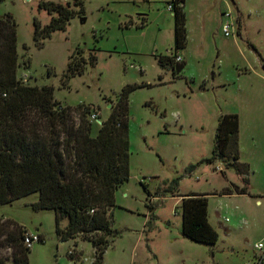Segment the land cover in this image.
Masks as SVG:
<instances>
[{"label": "rangeland", "instance_id": "1", "mask_svg": "<svg viewBox=\"0 0 264 264\" xmlns=\"http://www.w3.org/2000/svg\"><path fill=\"white\" fill-rule=\"evenodd\" d=\"M42 1L79 8L75 0H0V15L11 13L17 23L23 83L52 85L64 106H89L101 122L125 86H138L128 103L131 177L116 192L104 264L251 263L264 239V0H186L185 67L176 75L171 63L159 62L176 48L171 0H82L85 14L39 46L34 19L44 26L57 15L40 9ZM226 12L236 36L223 33ZM92 54L97 63L83 74L68 71L73 58ZM227 114L238 117L239 143L209 163ZM191 192L209 194L216 244L182 234V195ZM37 200L32 194L0 206V220L43 236L30 264H93L92 242L83 235L63 241L55 212L33 209ZM0 255L10 257L11 249L0 247Z\"/></svg>", "mask_w": 264, "mask_h": 264}, {"label": "trees", "instance_id": "2", "mask_svg": "<svg viewBox=\"0 0 264 264\" xmlns=\"http://www.w3.org/2000/svg\"><path fill=\"white\" fill-rule=\"evenodd\" d=\"M170 3L177 52L184 49L187 40L185 0ZM75 4L78 9L53 1L39 4L40 9L57 15L44 26L34 19L37 45L41 46L42 40L55 31H65L76 15L85 14L82 0H75ZM138 26L144 27L145 23ZM18 59L16 20L11 13L0 15V206L38 194L32 208L55 212L56 231L61 239L83 235L94 246L93 264H104L113 233L111 210L116 206V192L131 177L128 103L130 93L138 86L123 88L111 114L94 132L89 106L59 109L58 105L63 104L52 85H29L18 77ZM166 61L174 66V75L185 67V62L175 63L168 56L159 58L162 66ZM96 63L95 54L90 55L89 61L73 58L68 71L83 74L86 64ZM238 131L237 115L221 118L214 156L207 162L212 163L217 153L224 154L226 145H238ZM240 194H247L246 187L240 189ZM208 195H182V234L194 242L213 245L218 242L219 233L209 221ZM63 220H67L64 228ZM26 232L13 219L0 220V247L11 249L10 257L0 255V264H30L32 247L24 243Z\"/></svg>", "mask_w": 264, "mask_h": 264}, {"label": "built area", "instance_id": "3", "mask_svg": "<svg viewBox=\"0 0 264 264\" xmlns=\"http://www.w3.org/2000/svg\"><path fill=\"white\" fill-rule=\"evenodd\" d=\"M168 10L173 11V4L169 3ZM226 17H229L226 21L224 20L222 30L225 36H236L238 27L235 20L232 18V12H226ZM168 57L174 60L175 63H182L184 62V56L181 54V50H178L177 52H173L171 50L168 51ZM24 78H27L26 75H24ZM6 96V94H3ZM64 105H58V108L61 109ZM89 119L91 121H98L99 120V114L98 112L94 111L90 108L89 112ZM100 121V120H99ZM93 212V210H92ZM40 241V234L39 233H33L27 231L25 233L24 243L28 247H32L35 242ZM254 249L256 251V256L254 257V260L250 262H243L242 264H263L264 263V240L257 241L254 244Z\"/></svg>", "mask_w": 264, "mask_h": 264}, {"label": "crops", "instance_id": "4", "mask_svg": "<svg viewBox=\"0 0 264 264\" xmlns=\"http://www.w3.org/2000/svg\"><path fill=\"white\" fill-rule=\"evenodd\" d=\"M185 3H186V0H185ZM184 7H186V4H185V6ZM185 14H187V12L185 11ZM187 29V28H186ZM188 35V34H187ZM185 61V60H184ZM254 228L256 229V227L254 226ZM260 232V230H259V228H258V230H257V233H259ZM260 240H264V239H260ZM260 240H258V241H260Z\"/></svg>", "mask_w": 264, "mask_h": 264}, {"label": "water", "instance_id": "5", "mask_svg": "<svg viewBox=\"0 0 264 264\" xmlns=\"http://www.w3.org/2000/svg\"><path fill=\"white\" fill-rule=\"evenodd\" d=\"M101 122V121H100Z\"/></svg>", "mask_w": 264, "mask_h": 264}]
</instances>
